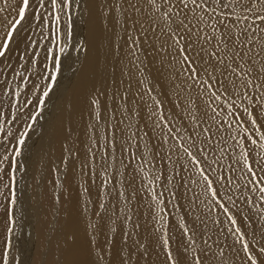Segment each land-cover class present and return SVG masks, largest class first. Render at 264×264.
Instances as JSON below:
<instances>
[{"label":"snow or ice","instance_id":"1","mask_svg":"<svg viewBox=\"0 0 264 264\" xmlns=\"http://www.w3.org/2000/svg\"><path fill=\"white\" fill-rule=\"evenodd\" d=\"M144 3L151 9L147 17L141 9ZM100 6L113 14V23L115 11L122 10L124 35L120 39L128 48L131 67H125L128 80H135L136 90L131 83L121 90L120 84L125 82L114 80L111 111L106 100L102 105L99 96L92 99L90 107L95 123L89 125L91 145L82 154L68 151L62 158L63 164L78 160L79 170L84 173L87 169L84 174L88 181L96 184V162H115V153H120L119 163L128 175L116 169L118 177H109L105 167L101 182L96 185L98 200L94 214L103 220L108 212L106 204L99 200L101 192L110 195L114 189L117 202L124 196L127 206L140 190L136 186L138 175L141 180L147 177L145 190L151 193L158 207L164 205L169 219L165 221L160 216V220L169 224L177 237L174 249L167 230L161 234V247L166 249L165 264H224L225 251L219 244L218 250L208 241H204L207 246L199 252L193 248L195 239L202 237L207 229V223L199 215L189 218L200 194L188 193L192 192L191 185H197L208 201L207 205L204 200L200 204L209 214H214L212 223L219 226L226 219L232 225L227 231L240 243L249 264H264V231L255 245L246 238V228L256 222L250 219L252 209L257 200L264 203V0H102ZM79 7V0H3L0 6V14L9 9L15 12V17L0 19L3 33L0 35V119L5 117L4 105L9 101L19 105L22 96L23 107L30 109L28 121L22 124V127L26 125L23 133L11 137L15 143L7 135L0 140V149L4 150L0 156V184L7 190V195L0 191V196L8 203L4 215L9 232L15 225L10 209L16 204L15 174L19 158L43 106L56 90L71 39L73 13ZM33 23L48 42L40 65L45 83L39 89L33 80L38 73H29L28 65L40 56L34 50L40 43L30 32L21 35ZM44 29L47 36L43 35ZM120 47L116 45L113 50L118 63ZM12 55L18 56L15 67L11 63ZM151 68L156 69L158 79L152 78ZM13 76L19 77L24 85L23 93L19 85L13 86ZM35 92L39 95L34 102L27 99L28 94ZM12 107L8 103L7 117L15 122L23 112L17 108L13 113ZM101 122L106 126L105 144L97 153L93 147L101 138ZM126 133L131 135L122 141L120 137ZM161 149L166 150L162 153ZM145 159L153 171L145 172ZM116 179L120 188L113 183ZM125 183L132 189L127 195ZM109 184L113 189L108 188ZM157 185L166 190L169 199L163 198L165 191L158 193ZM83 191L89 194V187ZM255 194H258L256 200ZM184 199L189 207L176 223L172 209L167 206L172 203L173 209L179 208V201ZM84 210H88L87 205ZM257 215L264 220V208ZM130 220L131 216L125 214V222ZM91 227L98 230L97 225ZM102 228L99 225V230ZM255 237L253 231L252 238ZM11 247L5 239L0 248V264H16L15 256H10Z\"/></svg>","mask_w":264,"mask_h":264},{"label":"bare ground","instance_id":"2","mask_svg":"<svg viewBox=\"0 0 264 264\" xmlns=\"http://www.w3.org/2000/svg\"><path fill=\"white\" fill-rule=\"evenodd\" d=\"M79 2V10L77 9L75 16L73 15L76 27L73 30L72 39L73 42L78 41L75 36L81 39L79 49L81 58L76 62V67L69 75L66 91H62L59 94L53 103V109L50 112L48 111L46 128L43 127L42 132L38 133V142H35L37 144L34 146L36 155L34 163L32 161L31 177H28L30 180H27L28 183L26 184L28 187L32 182V187L36 186L35 191L33 190L32 192L33 201L35 200L34 194L36 195V201L29 207L24 206V197L27 196L28 192L24 191L25 187L23 189V179L21 177L22 181L18 182L17 178L16 185L18 184L19 189L14 215H12V218L14 217L13 219L16 221L9 238L12 245L10 256L15 254V242L18 243L19 235L23 234L24 245L19 246V260L16 263L25 264L28 261L36 236V228L40 230L41 234L39 236L40 245L37 246L39 247L37 248L39 250L37 255L45 257V255L49 254V261L46 260L48 261L47 264H165L166 249L161 247V234L164 230H167L173 241L174 249L177 237L174 234V229L160 220V216H164V220L167 221L169 214L163 210L164 205L161 204L158 207L156 201L152 199L151 193L145 190L147 188V177L141 180L138 175L136 186L140 190L136 198L128 202L127 206L125 205L124 196L119 197V203L117 202L115 198L116 191L113 189V185L109 184L108 188L113 189L110 195H105L101 192L99 197L100 202H104L108 208L107 214L101 220L94 214L97 211L98 200L96 185L100 184L105 167H107V175L109 177H118L116 169H119V172L124 173L125 176L128 175V171L119 163L120 153L118 151L115 153L117 156V161L115 162L111 160L107 164L102 160L96 162L95 171L98 173L96 184H91L88 181L87 176L84 174L87 169H84V173L79 170L80 163L78 160L71 159L67 164L62 163V158L66 156L68 151L82 154L91 145V141L88 139V133L91 131L89 125L95 123L91 115L90 102L92 99L99 96L102 105L106 100L108 110L111 111L113 109L112 96L115 90L113 87L114 80L117 82L123 80L125 82L120 84L121 90L126 87L127 83H131L133 90H136L135 80H128L127 68L125 67H131L127 56L128 48L120 39L124 35L121 27V24L124 23L122 10L118 8L115 11V23H113L111 19L113 14L100 6L102 0H79ZM0 6H3V0H0ZM141 9L145 17L151 11L147 3L141 5ZM9 13H11V17ZM12 17H15V12L11 9L0 14V19ZM42 31L44 36L48 35L47 29ZM29 32L40 43V47L34 49L40 53V56L33 64L28 65L29 73H38L33 80L39 89L45 83L40 75V65L44 62L43 50L48 42L42 39L41 30L37 28L35 23L32 24L31 29L26 28L21 35L26 36ZM2 34L0 32V35ZM116 45L121 46L119 49V63L116 55L113 54ZM17 60V55L11 56V63L14 67ZM66 67L69 68V66ZM121 69H124V71L122 72ZM17 71H22V69L17 68ZM150 71L153 79L159 78L155 68H151ZM26 75L28 74L26 73ZM12 84L13 86L19 85V90L22 91L19 77L13 76ZM36 95H39V92L28 94L27 99L34 102ZM116 99L119 100V97H116ZM8 103L13 105L12 101ZM31 107H34V105ZM29 110L22 106L23 115L16 120V131L9 136L12 144L15 143V140H12L11 137L13 135H21V131L25 129L26 125L22 127V124L28 121ZM100 111L103 112V107ZM12 112L15 113L14 105ZM6 114L3 119H0V125L6 123L8 118ZM11 126L13 127V125ZM105 130L106 126L101 122V138L93 147V150L97 151V153L104 147L103 134ZM133 131H135V128H133ZM128 135H131V133H126L120 139L123 141L127 139ZM165 150L161 149V152L163 153ZM143 167L145 172L154 170L152 165L147 162V159L144 160ZM169 171H171V168H169ZM50 180L54 184H49ZM113 183L116 188H120L119 179H116ZM85 187H89V194L84 193L83 189ZM171 187L172 185L169 184L168 188ZM41 188L44 190V194L46 193L49 196V201L51 197L59 193L62 201L60 206H55L56 209L52 208L54 205L51 206V203H53L51 201L50 205L46 206L49 202L47 199H44L45 202L42 199V204H40L37 200ZM191 188L192 192L188 193V195H200L194 202L197 207L193 212L189 213V218L192 215H199L207 223L204 235L195 239L193 248L199 252L201 247L207 246L204 241H208V243H212L214 250H218L216 246L219 244L225 251L224 264H249L240 243L227 231L232 225H229L226 219L219 226L213 224L211 215L214 214H209L204 206L207 205L208 201L203 197L202 189L197 187V185H191ZM124 191L125 195H127L132 189L128 188L125 183ZM157 191L158 193L165 191L163 198L169 199L166 190L162 186L157 185ZM245 195H248V193L245 192ZM257 195H253L254 200H256ZM236 196H240L239 191L236 192ZM29 198L27 202L30 201ZM201 200H204V205L200 204ZM89 201L91 202L89 203ZM179 203L181 204L179 208L173 209L172 203H168L167 206L172 209L171 215L175 217L176 223L181 220L184 210L189 207L187 199L181 200ZM86 205L88 207L87 211L84 210ZM241 207H244L243 203H241ZM43 208L50 213L51 221L47 219L48 215H45L46 212L44 213ZM261 208H264V203H260L257 200L256 207L252 209L250 216V219L256 222L250 228H246V238L253 245H255L256 239H260V233L264 231V220H261L260 216L257 215ZM101 212L103 213V210ZM125 214L131 216L130 221L125 222ZM245 215H248V212H245ZM162 223L164 224L163 228L161 227ZM101 224L103 228L99 230V225ZM136 224H139V228L136 227ZM91 225H97L98 230L94 231ZM253 231L256 232L255 239L252 238ZM126 233L127 236H125ZM45 244H47V247ZM174 255H176L175 252ZM188 258L191 260V254H189Z\"/></svg>","mask_w":264,"mask_h":264},{"label":"rangeland","instance_id":"3","mask_svg":"<svg viewBox=\"0 0 264 264\" xmlns=\"http://www.w3.org/2000/svg\"><path fill=\"white\" fill-rule=\"evenodd\" d=\"M75 13H76V11L73 13L74 16H75ZM74 16H73V18H74ZM71 26H72L71 27V30L72 31H71V39L69 41V48L66 51V53L64 54L67 60L64 59L62 61V74L58 78V84H57V87H56L57 90H55L54 94L50 95V99H48L47 102L45 103V105L43 106V112L39 116L38 120L36 121L35 126L30 131L29 138H28L29 140L28 139L26 140V144L23 147V154L19 158L18 171L16 172L15 175H16V183H17V178H18V182H21L22 181L21 180V177H22V179H23V181H22L23 189L25 187L26 189H24V191L28 192L27 193V196L24 197L25 202L23 200V202L25 203L24 204L25 207H29L30 205L33 204L34 201H36V195L34 194V197H35L34 199L35 200L33 201V194H32L33 190L35 191L36 186L34 185L35 187L33 188L32 185H31L32 182L30 183L31 186L29 185L27 187L26 184L28 183L27 180H30L29 178L31 177V172H32L31 167L33 166L32 164L34 163V159H35L34 157L36 155V153H35V147L34 146H35V144H37L35 142H38L37 141L38 140V136H39L38 133H41L42 132L43 127L46 128V122H47L46 115H48V111L50 112L51 109H53L52 108V106L54 105L53 103L58 98L59 94L62 91L63 92L66 91V89H67L66 85L68 84V81H69V75H70L71 71L73 72L74 68L76 67V64H77L76 62H78L79 59L81 58L80 55H79V49H80V46H81V44H80L81 43V39L78 36L77 37L75 36V39L77 38L78 41L73 42V39H72V37H73L72 35H73V32H74L73 30L76 27L75 24H74L73 19H72ZM79 64H78V66H79ZM66 66H69V68L66 67ZM70 66H71V68H70ZM20 87H21V90H22L21 92L23 93V91H24V85L21 83ZM24 98H25L24 96L21 97V103L19 105H16L15 102L12 101V103L14 105L15 112L17 111V108H19L22 111V106H23V100H24ZM7 106H8V104H5L4 105V108H3L4 113H8V111H9V108ZM16 122L17 121L11 122L10 118H7L6 119V123L4 125H0V140H3L6 135L7 136H11L13 134V132L16 131V124H15ZM11 125H13V127ZM23 131H21V132L23 133ZM32 145H33V147H32ZM3 151H4L3 149H0V156L3 155ZM11 151H12V149L9 148V153ZM32 161H33V163H32ZM19 174H21V175L18 176ZM49 184L52 185V184H54V182L52 180H50L49 181ZM56 184H57V182H56ZM15 186H16V197H17L19 186H18V184L15 185ZM0 191H3L4 194L7 195V190L3 188V184H0ZM43 191L44 190H42V188H41V192H40V195H39L38 200H37V201H39L40 204H42V201H41L42 199H43V201H44V199H47L49 201V199H48L49 196L46 193L44 194ZM55 197H57V198H55ZM28 198L30 199V201L27 202V199ZM50 201L53 202V203H51V206L54 205V206H52V208H55V209H56L57 206H60V204L62 202L61 201V198L59 196V193L56 194V195H54L53 197H51ZM50 201L48 202V204L46 206H49L50 205ZM0 204L4 205V207H0V248H3L5 239H7L10 242L9 238L11 236V234H10L11 232L7 231L9 225L7 223V218L4 215V208L5 207H8V203L4 199V196H0ZM15 206L10 209V216H11V218H12V215H14ZM44 208H45V206H44ZM44 208H43L44 213L46 212L45 215H48L47 216V219L51 221L52 217L50 216V213H48L47 209H44ZM35 234H36V236H35V240H34V244H33L34 246L32 245V247H31V250L32 251L30 250L31 251V254H30L31 256L28 258V261H26L25 264H36V263L37 264H47L48 261H49V257H48L49 254L45 255V257H42L43 255L42 256L37 255L38 254V251H39V250H37V248H39L37 246L40 245V242H39V236L41 235L40 234V230H37L35 228ZM19 237H20V239L18 240V243L15 242V245H16L15 254L12 255V256H15L16 262H18V260H19V253H20L19 246H23L24 245L23 234H20ZM45 245L47 247V244H45ZM46 247H45V249H46ZM44 259H45V262H44ZM46 260H48V261H46ZM40 262H42V263H40Z\"/></svg>","mask_w":264,"mask_h":264}]
</instances>
